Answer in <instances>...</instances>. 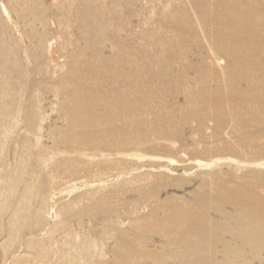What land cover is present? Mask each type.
<instances>
[{"label": "rangeland", "instance_id": "1", "mask_svg": "<svg viewBox=\"0 0 264 264\" xmlns=\"http://www.w3.org/2000/svg\"><path fill=\"white\" fill-rule=\"evenodd\" d=\"M28 3L36 14L24 13ZM188 3L0 0L7 25L6 32L0 28V264H173L169 252L184 251L187 244L167 216L192 213L194 221L178 216L177 222L184 229L196 227V233L200 226L206 235L217 219L197 207L201 197L207 200L197 195L200 190L210 196L219 185L224 199L232 190L264 198V67L228 69L226 59L215 60V37L176 26L172 16L184 12L182 25H200ZM88 8L95 14L85 18ZM149 71L156 77L147 82ZM88 87L102 101L128 104L114 121H108L105 106L95 110L99 114L90 130L96 143H126L122 132L126 138L160 134L162 139L153 141L172 154L126 159L54 152L67 136L76 145L73 138L82 125L73 127L70 118L86 117L72 105L84 102L81 93ZM110 131L119 137L104 138ZM73 158L82 163L58 170ZM22 167L26 172L20 175ZM159 190V201L170 199V208H154ZM154 224L171 227L169 234L147 231ZM138 233L134 253L116 251L120 239L132 241ZM225 239L240 245L230 233ZM146 245L152 259L137 255ZM5 252L13 257L4 258ZM214 256L206 264L223 263L218 253ZM249 264H264V251Z\"/></svg>", "mask_w": 264, "mask_h": 264}, {"label": "bare ground", "instance_id": "2", "mask_svg": "<svg viewBox=\"0 0 264 264\" xmlns=\"http://www.w3.org/2000/svg\"><path fill=\"white\" fill-rule=\"evenodd\" d=\"M188 2L190 3L191 7L194 8L193 10L195 13L193 14L192 13L193 10H192L189 12V14L192 13L195 17L199 18L201 20V23L197 27L190 25V24L182 25L180 22L186 21V18L188 16V12H184L182 13L183 16L181 15L172 16L173 18L175 17L174 19L176 21L175 20L174 21L176 22V26L179 25V27L182 28V30L189 32V33L191 32L196 33L197 31H199L202 34L215 37V40H214L215 60L226 59L228 61V67H227L228 69H234L238 67L241 68L243 65L248 66V68L249 67L256 68L260 66L262 68L264 67V58L259 57V54L264 52V0H188ZM25 6L26 7L23 9L24 13H28L32 15L36 14L35 13L36 9L34 5H32L31 3H28L27 5L25 4ZM2 11L4 13H8L7 9L4 6H2ZM94 14H95V11L94 10L90 11L89 8L86 11H84L85 18L86 17L90 18V16ZM84 22L87 26L90 25V23H88L89 19H86V21ZM0 28H2L4 32H6L7 30V25L2 20L1 17H0ZM256 39L260 41L259 48L255 47L254 42ZM3 62H4V57L2 53H0V69H2L3 67ZM146 76H147V82L148 80L151 81L152 79L156 77L153 71H149ZM79 78H80V74H79ZM81 94H82L81 96L84 97L83 98L84 102L80 105L75 104L76 102L73 103L72 109L76 114L78 115L83 114V117H86V118L84 121H82L80 117L76 115L71 116L70 118L71 125L73 127H77L79 124L82 125L80 127V130H81L80 135L78 134L76 137L74 136L73 138V139H77L78 141L76 145L71 146L70 138L68 136L64 137L61 143L54 145L53 147L54 152L61 153L64 155H74L75 154V156L76 155H84L86 157L91 156L93 158H99V157L107 158V157L112 156L115 158H126V159L128 158L141 159L145 157V155L158 156V155H171L172 154L171 153L172 151L170 150V148H168V146H164V145L161 146L155 143V141H153V140H161L162 136L160 134H157L156 137H148L145 134L138 133L139 135H136L134 133V134H131L132 136L130 138L129 137L126 138L125 132H122V137H125L124 139L126 140V143L110 144L106 140L96 143L95 141L96 137L94 136L93 132L90 130V124L92 123L93 119L96 118V116L99 114L97 112L96 114L95 110L99 106L100 107L105 106V108H107L109 111V114H108L109 117H107L108 121H114L116 113H119V112L122 113L123 111L127 110L128 104H127V101H119L117 103H114L111 100L102 101V99L99 98V96L93 95L89 87L85 93H81ZM103 135H104V138H107L110 140L111 139L113 140L115 137L118 136L117 133L114 131L104 133ZM166 140H168L169 142L174 141L170 137L166 138ZM213 162L214 161H211V163ZM81 163H82V160L78 158H73L66 162L63 160L57 168L58 170L62 171V170H65L63 168L64 166L68 167L69 164L79 165ZM206 165L209 166L208 164ZM202 166H205V165H202ZM26 167H27V164H26ZM166 169L170 170L168 167ZM25 172H26V168L22 167L19 174L23 175L25 174ZM77 172L79 171H76V170L72 171V173H77ZM87 175L88 177H90L89 171H86V177ZM73 176L78 178L77 175L73 174ZM8 184H9V188L12 189L15 184L13 175L11 176L10 182ZM20 184L22 186H26L27 182L21 179ZM218 187L215 188L211 192L210 196L206 194L204 189L200 190L199 192L196 191L198 192L197 195L198 194L204 195V197L207 199L205 200L203 197H201L202 201L197 203V207L203 211H206V210L211 211L213 215L217 217V219L214 218L212 220V223H211L212 228L210 231L208 230L209 232H211L210 234L206 235L202 231V229H200V226L197 227L198 233L193 232V229L196 227H192V225L185 226L186 228L184 229L182 224H179L177 222V218L180 222V218L178 217L180 215H174L175 213L169 214L168 216L166 215L171 225L178 227V229H181V233L185 236L184 244L185 245L187 244L186 246L187 249H185L184 251L183 250L179 251L177 249L178 251H173L172 253L169 252L168 257H172V259L173 258L176 259V261H174L173 264H206V260L208 259V257H212L216 253H218L223 259V263L221 264H249L251 261L257 260L259 256L261 255V253L264 251V198L251 194L250 192L232 190L230 196L224 199L222 197L223 191H220L221 186L220 188ZM155 196L157 197L158 202L154 208L156 209L161 208V207L170 208V199L169 201L167 200L164 204H162V202L159 201L161 199L159 197L160 190L158 191V193H156ZM228 206L232 208L231 211L226 210ZM190 215H192V213H190L188 216H180V217L182 218L190 217ZM190 220L192 221L193 217H190ZM147 228H148L147 231L153 234H166V232L167 234H169L171 227L168 226L169 229L161 228V227L156 228V225L154 224L153 226H148ZM8 231H9V233L7 234L8 241H12L14 232L12 229H9ZM194 233L196 234L195 239H194ZM221 233H224V234L220 236ZM225 233H230L231 237L233 236L236 241L240 242V245L237 247L236 246L233 247L230 243L227 242L228 240L225 239ZM138 234L139 235L136 236L135 239H133L132 241H129L126 239H120L119 240L120 247L116 251L121 255L124 253V251H130V252L132 251V253H134V248H136V245L138 246L140 236H141L140 233ZM188 244L190 245L188 246ZM218 247H221L220 250H218ZM246 251L248 254L245 256ZM137 255L140 256L141 258L146 257L150 259H152L153 256H155V254H153L152 251L148 250L147 245L143 247L142 251L137 252ZM4 256H5L4 258L9 259V257H13V253L5 252ZM237 260H239L238 261L239 263L236 262Z\"/></svg>", "mask_w": 264, "mask_h": 264}]
</instances>
